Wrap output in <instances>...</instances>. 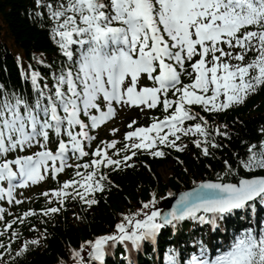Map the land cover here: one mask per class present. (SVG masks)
<instances>
[{
	"label": "snow or ice",
	"instance_id": "6c2138e0",
	"mask_svg": "<svg viewBox=\"0 0 264 264\" xmlns=\"http://www.w3.org/2000/svg\"><path fill=\"white\" fill-rule=\"evenodd\" d=\"M35 4L46 9L36 16L46 24L62 59L50 78L31 65L30 75L22 72L31 93L0 83V197L19 204L15 181L21 186L35 184L66 167L74 172L58 187L41 193L56 203L28 208L3 223L11 239L7 246L0 241V258L8 261L14 259L13 252L23 256L47 235L45 229L13 250L12 240L19 235L12 227L16 221L22 224L29 216L60 213L70 200L85 206L97 203L90 194L113 183L105 169L129 167L140 150L153 157L166 156L165 146L183 151L181 137L190 133L195 134L192 143L211 155L210 147H222L216 137L229 133L221 132L220 125L194 106L219 112L264 89V0H35ZM38 59L46 63L42 56ZM144 79L150 83L141 84ZM117 104L148 109L159 105L164 115L134 128L136 121H130L132 130L125 133L123 148L112 139L89 152L86 143L93 139L89 129L115 116ZM189 120L196 122L185 124ZM259 131L264 137V127ZM69 154L78 161L91 159L72 165ZM233 156L232 162L223 159L215 179L194 180V187L181 191L166 212L156 207L153 191L136 211L121 214L114 231L72 247L71 264H106L108 248L116 243L139 249L143 242L155 241L164 225L186 219L210 224L213 231L225 224L223 231L228 232L229 217L243 223L225 237L227 243L212 247L211 240H194L197 251L182 261L172 248L165 253L167 264H264V217L249 219L258 206L264 207V138L248 142L245 154ZM4 213L0 206V219ZM31 227L36 229L35 224ZM56 264L70 262L60 257Z\"/></svg>",
	"mask_w": 264,
	"mask_h": 264
},
{
	"label": "trees",
	"instance_id": "16d2710c",
	"mask_svg": "<svg viewBox=\"0 0 264 264\" xmlns=\"http://www.w3.org/2000/svg\"><path fill=\"white\" fill-rule=\"evenodd\" d=\"M37 12L46 13V9L37 6L35 0H0V79L6 87L18 83V60L23 67L26 61H30L42 73L47 74L62 59L46 24L36 16ZM41 56L46 61L45 64L39 63L38 58ZM208 118L212 124L221 126V132L226 130L229 133L227 137H216L217 143L222 147H210L211 155H204L201 149L195 148L185 139L183 142L186 147L183 151H174L164 159H150L143 155L141 159L137 158L132 167L106 169L113 183L106 184L105 189L94 197L97 203L85 206L79 200H70L67 209H62L60 213L51 216L35 215L22 224H16L19 235L12 242L13 250L19 248L23 241L41 236L45 229L47 235L41 236L39 245H30L25 255L16 256L13 252L14 259L8 261L5 258L4 264H56L60 257L71 264L72 247H78L95 235L110 233L122 219V213L136 211L141 207V201L150 199L153 191L157 197L156 207H159L169 185L177 189L194 180L216 177L222 169L223 159L234 161L236 158L233 153L243 155L248 142L264 138L259 131L264 127V89L250 95L244 103L224 112L208 115ZM224 125H227L226 129ZM165 162H174L168 181H164L158 171ZM256 172L261 174L259 170ZM50 185L55 186L54 183ZM50 203L54 202H47L45 197L31 198L23 207L39 209ZM242 222L236 217L230 218L227 227L234 230ZM32 224L36 225V229H32ZM202 232L203 228L197 223L185 221L176 227L174 234L167 228L162 230L158 241L160 244L176 242L181 246L188 239L198 238L200 235L203 237ZM110 261L109 258L107 264H116Z\"/></svg>",
	"mask_w": 264,
	"mask_h": 264
},
{
	"label": "rangeland",
	"instance_id": "374dc122",
	"mask_svg": "<svg viewBox=\"0 0 264 264\" xmlns=\"http://www.w3.org/2000/svg\"><path fill=\"white\" fill-rule=\"evenodd\" d=\"M159 172H160L162 179L164 181H168V179H170L169 174L171 173V169L169 168V165H167V164L162 165L161 168L159 169Z\"/></svg>",
	"mask_w": 264,
	"mask_h": 264
},
{
	"label": "water",
	"instance_id": "95a60500",
	"mask_svg": "<svg viewBox=\"0 0 264 264\" xmlns=\"http://www.w3.org/2000/svg\"><path fill=\"white\" fill-rule=\"evenodd\" d=\"M179 193L180 192H174L172 197L170 198V200L168 201L167 205L169 206V208L172 207V205L175 203V200L179 197Z\"/></svg>",
	"mask_w": 264,
	"mask_h": 264
},
{
	"label": "bare ground",
	"instance_id": "6f19581e",
	"mask_svg": "<svg viewBox=\"0 0 264 264\" xmlns=\"http://www.w3.org/2000/svg\"><path fill=\"white\" fill-rule=\"evenodd\" d=\"M5 66V65H4ZM0 82H1V79H0ZM23 88H26L28 91H29V85H25ZM174 163V162H173ZM173 163H170V165H172ZM113 189V187H112ZM107 259H109V256L107 257Z\"/></svg>",
	"mask_w": 264,
	"mask_h": 264
}]
</instances>
